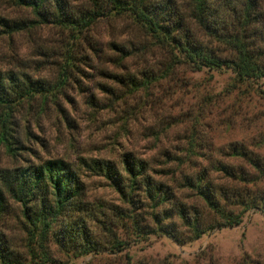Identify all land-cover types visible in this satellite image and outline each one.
I'll list each match as a JSON object with an SVG mask.
<instances>
[{"label":"rangeland","instance_id":"374dc122","mask_svg":"<svg viewBox=\"0 0 264 264\" xmlns=\"http://www.w3.org/2000/svg\"><path fill=\"white\" fill-rule=\"evenodd\" d=\"M64 2L72 14L83 12L87 5L80 0ZM243 2L212 0L215 7L229 5L238 11ZM253 2L247 25L226 31L236 37V45L191 26L207 52L234 60L241 42L246 54L262 65L263 76L240 81L223 65L196 69L183 62L172 64L171 50L154 43L130 15L108 14L76 33L58 22L38 20L30 8L0 0V18L26 23L25 29L0 33L1 71L25 73L50 85L65 61L79 71L52 95L34 96L11 109L7 132L18 143L9 152L0 143V171L50 158L76 165L82 157L110 160L123 172L121 157L127 153L171 195L156 208L137 190L132 202H125L104 177L81 171L83 208L113 216L110 231L97 229L98 246L88 253L48 239L47 262L27 244L29 228L19 204L5 197L0 232L17 255L16 264H264V214L258 209L245 210L237 225L211 227L182 244L158 229L153 217L174 199L203 212L201 201L180 189L178 182L181 174L214 161L259 176L243 183L209 170L214 184L264 194V0ZM115 45L128 51L120 65L108 61L116 54ZM110 72L122 81H115ZM2 111L0 107V119ZM234 143L258 157L263 173L230 155L229 145ZM231 207L234 213L241 208ZM173 221L179 224L175 216ZM86 224L93 228L92 219L86 217Z\"/></svg>","mask_w":264,"mask_h":264},{"label":"trees","instance_id":"16d2710c","mask_svg":"<svg viewBox=\"0 0 264 264\" xmlns=\"http://www.w3.org/2000/svg\"><path fill=\"white\" fill-rule=\"evenodd\" d=\"M11 1L15 5L30 8L40 21L58 22L60 25L72 27V31L76 33L87 30L98 18L108 14H127L154 43L171 50L172 64L183 62L196 69L219 68L223 65L230 67L240 81L252 76H263L262 65L246 54L241 42L237 45L236 58L223 60L203 49L191 29L192 25L197 26L210 36L226 38L227 41H234L236 45V37L226 31L247 25L254 5L253 0H244L243 9H239L240 11L229 5L215 7L212 0H80L87 5L78 14H72L64 0ZM25 27L24 22L0 18V33L9 34ZM114 47L116 54L108 61L120 65L128 51L122 46ZM77 69L72 62H63L52 85L25 73L0 70V107L5 109L0 119V143L8 152L16 149L12 145L18 143L12 141L14 138L7 132L11 109L34 96L45 97L57 92L73 72H79ZM109 75L115 81L123 79L113 72ZM229 150L231 156L241 157L256 171L263 173L262 163L251 152L235 143L229 145ZM121 165L124 173L110 160L80 157L76 165H73L61 158H50L37 164L1 170L0 214L5 211V197L19 204L21 216L29 228L27 244L39 250L38 259L42 262L50 261L45 244L48 239L59 247H70L78 253L91 252L99 243L95 236L96 230L110 231L108 226L112 225L113 216L106 218L100 209L87 211L83 208L81 171L104 177L125 202H132L131 196L136 190L153 201V208L168 201L171 196L168 187L153 180L145 172L142 162H134L125 153L121 157ZM209 170L243 183H252L259 179V176H247L241 168L235 172L219 161L211 162L208 167L202 166L190 174H181L178 187L199 199L204 211H200V207L197 208L194 204L174 199L160 213L153 212L158 229L178 244L192 241L214 226L237 225L241 214L249 208L258 209L264 214V194L253 195L247 188L242 192L241 189L228 190L224 186L216 185L209 176ZM231 206L241 208L234 213ZM71 212L76 216H70ZM85 216L93 220V228L87 226ZM174 216L179 219L178 225L173 221ZM205 219H209V222H203ZM162 220L166 222L161 223ZM178 226L183 227V232ZM10 248L0 232V262L17 263V255ZM29 251H32L31 248Z\"/></svg>","mask_w":264,"mask_h":264}]
</instances>
